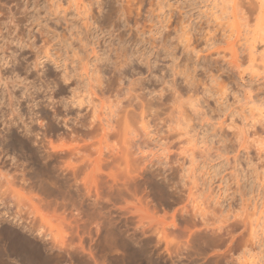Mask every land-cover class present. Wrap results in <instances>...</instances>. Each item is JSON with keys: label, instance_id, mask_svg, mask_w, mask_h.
I'll list each match as a JSON object with an SVG mask.
<instances>
[{"label": "clouds", "instance_id": "9594fccd", "mask_svg": "<svg viewBox=\"0 0 264 264\" xmlns=\"http://www.w3.org/2000/svg\"><path fill=\"white\" fill-rule=\"evenodd\" d=\"M0 264H264V0H0Z\"/></svg>", "mask_w": 264, "mask_h": 264}]
</instances>
